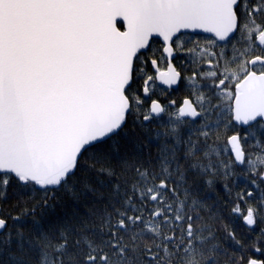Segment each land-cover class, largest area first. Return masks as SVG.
<instances>
[{"label":"snow or ice","instance_id":"6c2138e0","mask_svg":"<svg viewBox=\"0 0 264 264\" xmlns=\"http://www.w3.org/2000/svg\"><path fill=\"white\" fill-rule=\"evenodd\" d=\"M0 264H264V0H0Z\"/></svg>","mask_w":264,"mask_h":264}]
</instances>
